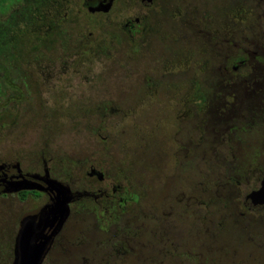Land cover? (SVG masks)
Instances as JSON below:
<instances>
[{
  "label": "rangeland",
  "instance_id": "374dc122",
  "mask_svg": "<svg viewBox=\"0 0 264 264\" xmlns=\"http://www.w3.org/2000/svg\"><path fill=\"white\" fill-rule=\"evenodd\" d=\"M80 4L26 0L0 24V165L132 200L70 204L44 264H264V207L243 206L264 181V0ZM44 202L0 197V264Z\"/></svg>",
  "mask_w": 264,
  "mask_h": 264
},
{
  "label": "flooded vegetation",
  "instance_id": "af4514ba",
  "mask_svg": "<svg viewBox=\"0 0 264 264\" xmlns=\"http://www.w3.org/2000/svg\"><path fill=\"white\" fill-rule=\"evenodd\" d=\"M26 0H0V24L3 23L4 18L9 15L11 16L10 18L13 17V15L9 12H11L13 10L14 7L20 6L22 5ZM36 1V0H35ZM39 0H37L38 2ZM122 0H81V4L79 6L80 9H82V12L86 15V17H92V16H106L109 15L112 12H115L116 10H120L121 6L119 5V3H121ZM134 1V0H132ZM138 1L140 3V5L149 10L153 7V4L155 3V0H135ZM239 1H237L238 3ZM29 8L30 6H24L23 7V12H21V16H24L25 13H29ZM16 10V9H15ZM27 11V12H25ZM9 13V14H8ZM58 16L59 13L57 14V12H54V17L55 20L53 23H51L46 30H50V31H56L57 28L60 26L59 25V21H58ZM64 17V15H63ZM6 21H8V19H5ZM139 21L140 19L138 17H135L132 21H130L128 24H126L124 26V29L128 26V27H133L136 28L139 25ZM136 31V30H134ZM3 35V32L0 31V45L3 48V41L1 39V36ZM4 49V48H3ZM6 55L4 54V56L2 57V61L3 62V69L0 70V87H1V83L2 81L6 80V77L8 75V67H7V58L5 57ZM238 65H240V63H242V59H238L237 60ZM235 67L233 66V69ZM86 175L88 177H95L99 182H103V176L101 173L96 172L92 166H89L87 168V172ZM20 178L23 179H27L31 182H33L35 185L39 186L40 188L43 189V191H38V190H22V191H18V192H9L6 193L5 191L8 189V183L12 182V181H16L19 180ZM54 180V178L51 177L49 171L47 169L44 168L43 172L40 173H26V172H22L19 170L18 166L16 164H1L0 165V197H8V196H12V195H16L18 196L22 201H24L28 196H32L36 199H40L43 196L45 197V202L41 205H39L38 207H36L35 209H32L26 213H24L19 219H18V224H17V228H16V232L13 234V239H12V261L11 264L13 263L14 260V249H15V242H16V237L18 235L19 229H20V225L22 223V220L29 215L32 212L35 211H39L42 208H44V206L48 203L49 199L54 198L55 192L53 190H49L48 185L46 184L45 180ZM57 182V181H55ZM264 181H260V185L258 187H256L253 191L258 190L261 187V183H263ZM58 183V182H57ZM60 184V183H59ZM117 186L115 187H111L110 189V193H108L105 189H98L96 192H89V191H80V192H73L72 194V200L71 202L68 204V208L70 206V204H72L73 202H79L82 200H100V199H104L106 201H115L117 202V205L122 207L123 205H125V203H127V201L132 200V198L128 197L127 193H124V196L122 197H117V191H118ZM250 192V193H251ZM117 199V201H116ZM69 217V213L68 216L65 220V222L63 223V225L61 226L60 230L58 232H56V234L53 236V238H51L50 240V246L49 249L47 250V253L42 261L41 264H44L47 256L49 255V253H51V251L53 250L55 243L61 233L62 228L64 227V225L66 224L67 220ZM56 224L53 225H48L45 229L44 235L48 236L49 234L52 233V231L54 230Z\"/></svg>",
  "mask_w": 264,
  "mask_h": 264
},
{
  "label": "water",
  "instance_id": "95a60500",
  "mask_svg": "<svg viewBox=\"0 0 264 264\" xmlns=\"http://www.w3.org/2000/svg\"><path fill=\"white\" fill-rule=\"evenodd\" d=\"M45 182L49 190L55 192L54 198L49 199L44 208L30 213L22 220L16 237L12 264H41L49 249L51 238L60 230L68 216V204L73 198L70 191L53 180L47 179ZM7 186L6 193L22 190L43 191L33 182L23 178L9 182ZM243 206L254 212L264 207V182L258 190L244 197ZM53 224H56L54 230L45 236L46 227Z\"/></svg>",
  "mask_w": 264,
  "mask_h": 264
},
{
  "label": "trees",
  "instance_id": "16d2710c",
  "mask_svg": "<svg viewBox=\"0 0 264 264\" xmlns=\"http://www.w3.org/2000/svg\"><path fill=\"white\" fill-rule=\"evenodd\" d=\"M4 54H5L4 49L0 45V70L3 69V62L4 61H2V57L4 56Z\"/></svg>",
  "mask_w": 264,
  "mask_h": 264
}]
</instances>
